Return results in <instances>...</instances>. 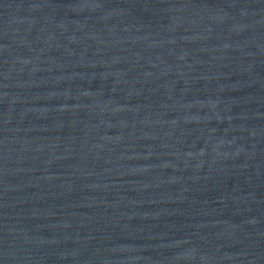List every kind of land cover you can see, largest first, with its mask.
<instances>
[{
	"label": "water",
	"instance_id": "water-1",
	"mask_svg": "<svg viewBox=\"0 0 264 264\" xmlns=\"http://www.w3.org/2000/svg\"><path fill=\"white\" fill-rule=\"evenodd\" d=\"M0 264H264V0H0Z\"/></svg>",
	"mask_w": 264,
	"mask_h": 264
}]
</instances>
